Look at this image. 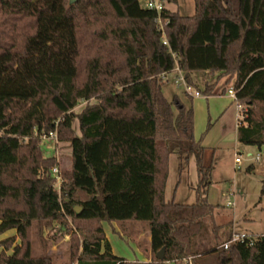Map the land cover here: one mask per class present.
Returning <instances> with one entry per match:
<instances>
[{
  "label": "trees",
  "instance_id": "16d2710c",
  "mask_svg": "<svg viewBox=\"0 0 264 264\" xmlns=\"http://www.w3.org/2000/svg\"><path fill=\"white\" fill-rule=\"evenodd\" d=\"M166 4L157 16L139 0H0V235L16 231L0 241V264H52L32 256V228L67 219L84 234L77 264H264V236L220 248L232 233L207 202L213 165L194 138L191 97L168 100L161 78L176 64L204 96L232 88L238 144L264 149V0H193L192 16ZM54 132L71 161L59 193L39 144ZM172 154L180 172L194 161L191 205L165 199ZM112 222L148 224L150 262L111 253L101 224Z\"/></svg>",
  "mask_w": 264,
  "mask_h": 264
},
{
  "label": "rangeland",
  "instance_id": "374dc122",
  "mask_svg": "<svg viewBox=\"0 0 264 264\" xmlns=\"http://www.w3.org/2000/svg\"><path fill=\"white\" fill-rule=\"evenodd\" d=\"M144 2L145 0H139L141 7H143ZM166 7L171 11L178 12L181 16H192L194 13L193 0H177L176 4H166ZM174 76V73H170L165 79L163 95L168 100L173 94L182 95V87L175 88L173 85ZM201 79H207L211 83L215 78L202 76ZM225 79L222 78L218 82V87L223 85ZM84 105L85 103L78 105L74 112L79 113ZM230 109L235 111V103H232ZM239 114L241 115V111ZM73 128L77 132L76 123L73 124ZM201 136V145L207 147L206 162L213 165L211 185L207 190L206 197L207 202L215 207L216 224L232 223L234 232L238 234L246 233L253 236L264 234V195L261 194L264 184V155L259 162H254L250 157L260 153L261 150L252 146L235 144L230 131L221 130L217 125ZM39 144L44 158H55V166L59 170L60 181L62 182L60 172L68 170L71 166L68 145L66 143L55 144L51 139L40 140ZM234 146L236 147L234 148ZM235 153L242 157V164L239 169H236L233 164ZM249 166H252L253 169L247 172L246 169ZM178 167V156L172 154L169 160L165 199L174 200L175 203L180 204H192L194 200L192 189L197 181L194 161L190 158L181 172ZM230 192H233L234 195L230 196ZM228 202L232 204L231 207L226 206ZM67 221L66 227H61L55 223L56 227L50 230L48 229L52 223L43 226L40 224L33 225L31 232V254L33 257L49 256L52 264H77L80 254L79 245L84 234L78 232L68 219ZM140 225L144 228L148 226L147 223H140ZM40 226H42V230H40ZM43 228L47 231L43 232ZM73 237L76 238L78 245L75 257L71 255ZM111 243L117 252L120 251L118 254L127 251V245L124 241L115 240ZM49 249L50 252H47Z\"/></svg>",
  "mask_w": 264,
  "mask_h": 264
},
{
  "label": "crops",
  "instance_id": "0c3cea01",
  "mask_svg": "<svg viewBox=\"0 0 264 264\" xmlns=\"http://www.w3.org/2000/svg\"><path fill=\"white\" fill-rule=\"evenodd\" d=\"M201 77H202L201 74H198L196 76V80L198 81V83ZM191 103L194 113V138L196 141L199 139L201 140L202 139L201 135H204L205 132L208 133L210 128H213L215 125H217L221 130L224 129L230 131L233 141L235 142V144H238L236 138L238 111L236 109V105H235V111L230 109L232 103L235 102L227 95V93L220 96H204L201 94L198 97H191ZM196 133L199 134L197 135ZM203 147L207 148L206 146ZM235 147L236 146H234V148ZM236 153L234 154V156L236 155ZM194 201H195V196L193 203ZM183 205H191V204H183ZM140 223L141 222H112V223L101 224L105 242L109 244L111 253L114 256L131 263L132 262L148 263L151 261L152 255L150 251L149 227L147 226L144 228L142 227V225H140ZM55 227L56 224L53 222L48 230L53 229ZM45 230L46 229L43 228V232H45ZM228 233H235L232 223H230V230L229 232H226V234ZM15 236H16V231L9 230L0 235V241ZM259 236H264V234H260ZM115 240L124 241L127 245V251L122 252V254H118L120 253V251L117 252L111 243V241H115ZM18 242L19 241L16 239L15 244H18ZM1 251L2 248L0 247V252ZM47 252H50V249ZM7 254L10 255L11 250L7 252ZM182 264H188V263L184 262Z\"/></svg>",
  "mask_w": 264,
  "mask_h": 264
},
{
  "label": "built area",
  "instance_id": "2783aa9c",
  "mask_svg": "<svg viewBox=\"0 0 264 264\" xmlns=\"http://www.w3.org/2000/svg\"><path fill=\"white\" fill-rule=\"evenodd\" d=\"M165 4H166V0H145L144 2V5H143V8L144 9H147V10H150V11H154L157 16L159 15V13L164 9L165 7ZM157 23H158V26H159V30L163 33V24L161 23L160 19L158 18L157 19ZM162 44L163 45H167L166 43V40L165 39H162ZM173 57H175V55H173ZM172 73H174V80H173V85L175 88H179V87H182V92L186 95V96H189V97H198L200 96L201 94L194 90L193 88L191 87H188L186 85V83L184 82V79L180 73V71L178 70V67L174 66V69L172 71ZM167 75L166 74H163L161 76L162 79H166ZM227 95L233 99V101L235 102V92L232 90V88H229L228 91H227ZM236 105V109L238 111V120L241 119V115L239 114V111H241L243 108L238 105L237 103H235ZM47 140V139H51L54 141L55 144H57V137H56V133H49L47 136H43L41 137V140ZM264 155V149L261 150L260 153H257L256 155L254 156H250L251 159L254 161V162H259L261 157ZM242 164V157L238 154L235 155L234 157V167L236 169H239L240 166ZM50 175L54 178L55 180V189L58 191H60V185H61V181H60V176H59V170L56 166H53L51 169H50ZM234 193L233 192H230V196H233ZM227 207H231L232 204L231 203H227L226 204ZM258 236H253V235H250V234H246V233H242V234H238V233H232L231 234V238L223 243L220 248L223 249V250H227L229 248V246L233 245V244H244L246 245L247 247H251L254 243V241L256 240ZM188 264L189 263V259H187L186 261Z\"/></svg>",
  "mask_w": 264,
  "mask_h": 264
},
{
  "label": "water",
  "instance_id": "95a60500",
  "mask_svg": "<svg viewBox=\"0 0 264 264\" xmlns=\"http://www.w3.org/2000/svg\"><path fill=\"white\" fill-rule=\"evenodd\" d=\"M74 0H70V3H72ZM75 211L76 212H79L80 211V208H75ZM163 254H164V249H161L156 255H155V258L157 260H162L163 259Z\"/></svg>",
  "mask_w": 264,
  "mask_h": 264
}]
</instances>
